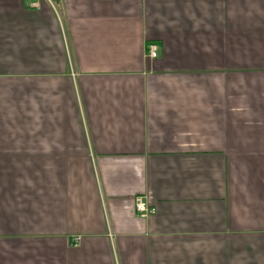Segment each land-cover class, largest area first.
Segmentation results:
<instances>
[{
    "label": "crops",
    "instance_id": "obj_1",
    "mask_svg": "<svg viewBox=\"0 0 264 264\" xmlns=\"http://www.w3.org/2000/svg\"><path fill=\"white\" fill-rule=\"evenodd\" d=\"M31 2L0 0V264H264V0Z\"/></svg>",
    "mask_w": 264,
    "mask_h": 264
},
{
    "label": "built area",
    "instance_id": "obj_2",
    "mask_svg": "<svg viewBox=\"0 0 264 264\" xmlns=\"http://www.w3.org/2000/svg\"><path fill=\"white\" fill-rule=\"evenodd\" d=\"M41 1L47 2L51 7L57 9L61 0H32L30 5L31 8L36 10L40 9ZM148 56L151 59H157L159 57V48L157 45H150L148 47ZM135 208L137 215L142 219H145L154 213V210L143 199H137Z\"/></svg>",
    "mask_w": 264,
    "mask_h": 264
}]
</instances>
